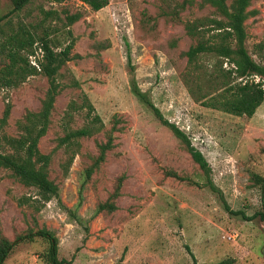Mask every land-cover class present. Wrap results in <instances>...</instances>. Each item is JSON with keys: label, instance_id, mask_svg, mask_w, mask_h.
<instances>
[{"label": "rangeland", "instance_id": "rangeland-1", "mask_svg": "<svg viewBox=\"0 0 264 264\" xmlns=\"http://www.w3.org/2000/svg\"><path fill=\"white\" fill-rule=\"evenodd\" d=\"M183 1L110 0L107 7L94 11L80 0H32L11 14L13 1L0 0V16L10 14L5 33L0 34V68L9 62L1 43L15 33L26 31L37 39L49 36L57 51L73 44V57L60 71L63 89L40 150L54 151L64 135L63 118L71 101L82 104L88 97L104 123L103 131L81 139L68 172L64 149L53 153L50 177L60 188L59 198L33 206L39 199L37 190L0 168L2 235L14 241L47 227L59 238V258L65 264H264V222L247 219L262 208L252 177L264 176V103L248 117L203 106L195 99L187 85L185 53L197 40L189 36L185 24L218 14L195 0L176 18L172 12ZM250 9L256 12L246 22V45L255 54L256 45L264 40V0L254 1ZM77 13L80 20L68 25L67 16ZM38 46L30 60L40 67L43 52ZM210 59L202 60L205 66L212 64ZM133 78L163 116L204 154L216 191L181 140L133 93ZM48 87L47 77L37 74L18 88L0 91V118L7 103L12 104L5 127L8 135L20 134L27 112L41 108ZM201 87L209 92L213 82L203 78ZM193 90L199 97L203 94ZM86 111L75 113L74 128L85 125ZM116 119L121 122L115 146L85 183L78 207L85 170L94 163ZM121 176L125 180L116 209L98 213ZM69 210L76 211V217ZM47 247L41 237L20 241L5 264H46L42 254Z\"/></svg>", "mask_w": 264, "mask_h": 264}, {"label": "trees", "instance_id": "trees-1", "mask_svg": "<svg viewBox=\"0 0 264 264\" xmlns=\"http://www.w3.org/2000/svg\"><path fill=\"white\" fill-rule=\"evenodd\" d=\"M12 1L14 9L10 12L11 14L23 10L32 0ZM53 1L62 3L65 0ZM80 1L94 11L102 10L110 2V0ZM254 1L256 0H233L229 4L228 0H201V6H210L218 17L205 16L185 24L189 36L197 40V43L185 53L188 60L187 85L195 99L203 106L236 116L252 117L264 103V40L256 45L255 54H251L246 45L248 40L246 22L256 12L250 9ZM194 3L195 0H184L178 4V9H174L172 14L180 18L181 11ZM8 15L0 16V34L5 33L4 27L8 24L6 21L9 18ZM80 18V13L67 16L68 25L74 24ZM1 45L9 62L0 68V91L18 88L29 77L37 74L46 76L49 82L47 92L41 101V108L36 112H27L24 121L19 126L18 136H10L5 132L12 110L10 102L7 103L0 118V168L11 171L12 175L24 186L34 187L37 190L39 199L33 201V206H36L37 203L49 202L60 197V188L50 177L53 153L64 149L67 155L64 167L68 172L81 149V139L92 137L103 131L104 123L88 97H84L82 104L71 101L63 118L64 135L57 139V145L52 153H43L39 144L50 129L55 103L63 89L59 78L60 71L73 57L71 54L73 44L57 51L53 48L49 36L37 39L34 34L22 31L5 38ZM36 45H39L38 48L43 52L42 60H38L40 68L33 65L30 60V57L36 54ZM254 55L259 60H256ZM205 58H211L212 64L205 66L203 62ZM225 65L228 66L225 67ZM257 76L261 78L259 82L255 80ZM203 78H208L209 82H213L214 91L205 92L203 90L201 87ZM194 87L203 93L200 97L197 96L199 92L193 90ZM132 90L136 97L148 105L161 122L181 140L204 173L211 188L216 191L211 176L212 168L204 154L192 144L183 130L163 116L160 109L139 88L135 78H133ZM85 109L87 110V122L82 127L74 128L72 124L75 113ZM120 122V119L115 120L113 128L108 132L107 141L99 145V154L94 163L85 170V180L80 189L81 197L78 207L81 205L85 183L105 163L107 153L115 146L114 134L119 131L117 125ZM124 180L125 176L118 179L115 193L108 201L98 206V213L105 210L111 212L116 209L115 199L119 195ZM252 181L260 189L262 208L252 218L247 219L258 218L264 222V176L254 174ZM26 201L20 200V203L23 205L27 203ZM226 207L231 211L228 205ZM69 211L72 217H76V211ZM37 237H41L48 244L42 254V259L46 264L66 263V260L59 258V238L56 233L47 227H42L37 231L31 230L14 241L0 233V264H5L17 243L26 240L33 241Z\"/></svg>", "mask_w": 264, "mask_h": 264}, {"label": "built area", "instance_id": "built-area-1", "mask_svg": "<svg viewBox=\"0 0 264 264\" xmlns=\"http://www.w3.org/2000/svg\"><path fill=\"white\" fill-rule=\"evenodd\" d=\"M32 63H33V65H35V66H37V64L35 63V62H33V60H32ZM38 67V66H37ZM38 68H40V67H38ZM230 238H232V236H230Z\"/></svg>", "mask_w": 264, "mask_h": 264}]
</instances>
